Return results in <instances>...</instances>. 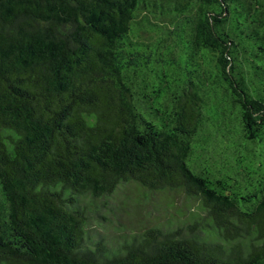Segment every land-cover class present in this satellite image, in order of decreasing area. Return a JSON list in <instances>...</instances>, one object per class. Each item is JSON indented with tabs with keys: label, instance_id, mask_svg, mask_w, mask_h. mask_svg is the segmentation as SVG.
Returning a JSON list of instances; mask_svg holds the SVG:
<instances>
[{
	"label": "trees",
	"instance_id": "1",
	"mask_svg": "<svg viewBox=\"0 0 264 264\" xmlns=\"http://www.w3.org/2000/svg\"><path fill=\"white\" fill-rule=\"evenodd\" d=\"M0 264H264V0H0Z\"/></svg>",
	"mask_w": 264,
	"mask_h": 264
},
{
	"label": "rangeland",
	"instance_id": "2",
	"mask_svg": "<svg viewBox=\"0 0 264 264\" xmlns=\"http://www.w3.org/2000/svg\"><path fill=\"white\" fill-rule=\"evenodd\" d=\"M195 208L180 194L149 196L128 185L114 196L97 201L91 220L97 231L117 236L143 230L158 220L189 217Z\"/></svg>",
	"mask_w": 264,
	"mask_h": 264
}]
</instances>
